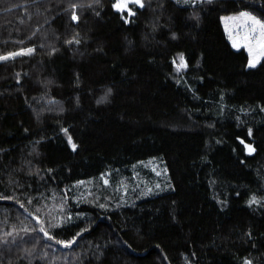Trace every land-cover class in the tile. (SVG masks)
I'll return each instance as SVG.
<instances>
[{
	"label": "trees",
	"instance_id": "obj_1",
	"mask_svg": "<svg viewBox=\"0 0 264 264\" xmlns=\"http://www.w3.org/2000/svg\"><path fill=\"white\" fill-rule=\"evenodd\" d=\"M116 2L0 0V264H264V57L223 22L264 0Z\"/></svg>",
	"mask_w": 264,
	"mask_h": 264
},
{
	"label": "rangeland",
	"instance_id": "obj_2",
	"mask_svg": "<svg viewBox=\"0 0 264 264\" xmlns=\"http://www.w3.org/2000/svg\"><path fill=\"white\" fill-rule=\"evenodd\" d=\"M131 4L129 2L128 7L122 11L131 10ZM241 13L247 15L241 16ZM241 13L224 17V26L228 37L233 42L232 45L235 42V48H245L250 55L249 66L253 64L256 66L264 57V29H261L258 24H253V21L248 17H254L261 24L264 22L252 12L242 11ZM181 57H178V71H182L186 67L184 58L181 61ZM130 171L131 174H119V178L114 184L115 195L125 203L147 195L157 194L170 187L168 169L164 161L162 162L158 158L138 162L130 167Z\"/></svg>",
	"mask_w": 264,
	"mask_h": 264
},
{
	"label": "snow or ice",
	"instance_id": "obj_3",
	"mask_svg": "<svg viewBox=\"0 0 264 264\" xmlns=\"http://www.w3.org/2000/svg\"><path fill=\"white\" fill-rule=\"evenodd\" d=\"M131 2L133 4H138L141 7L143 6L141 3V0H118V2L114 5V7H116L118 10H124L128 7V3ZM129 12H131V10L129 9ZM247 14L245 13H241V16H245ZM74 19H76V17H73ZM249 19H251L253 21V24H258L260 26L261 29H264V24H261L258 20H256L254 17H248ZM253 31H255V29H253ZM234 46H235V42H234ZM28 53H30L32 51V49H28L26 50ZM24 54L23 52H19V53H10L8 56H0V60H7L10 57H14L16 55H22ZM181 61H183V57H181ZM250 66H254L250 65ZM73 148H75V145H73ZM41 231H43V229H41Z\"/></svg>",
	"mask_w": 264,
	"mask_h": 264
},
{
	"label": "crops",
	"instance_id": "obj_4",
	"mask_svg": "<svg viewBox=\"0 0 264 264\" xmlns=\"http://www.w3.org/2000/svg\"><path fill=\"white\" fill-rule=\"evenodd\" d=\"M229 39H230V37H229ZM230 41H231V43L233 44V42H232V40L230 39ZM234 46V45H233ZM235 47V46H234Z\"/></svg>",
	"mask_w": 264,
	"mask_h": 264
}]
</instances>
